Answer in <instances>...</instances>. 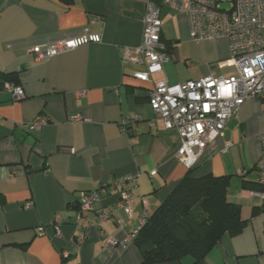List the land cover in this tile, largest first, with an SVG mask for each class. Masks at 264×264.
I'll list each match as a JSON object with an SVG mask.
<instances>
[{
  "label": "crops",
  "instance_id": "1",
  "mask_svg": "<svg viewBox=\"0 0 264 264\" xmlns=\"http://www.w3.org/2000/svg\"><path fill=\"white\" fill-rule=\"evenodd\" d=\"M144 8L145 0H0V79L15 72L14 86L24 92L12 100L0 86V264H141L131 233L188 171L175 156L176 132L164 128L148 103L149 90L161 80L234 73L226 64L227 39L196 44L186 15L161 6L168 60L150 81L136 79L125 51L141 43ZM83 30L101 41L46 59L30 51L45 37ZM84 113L90 121H70ZM39 115L46 123L28 130ZM263 131L264 101L250 98L191 169L194 177L229 176L226 199L245 220L238 234H223L195 264H264V189H252ZM125 176L135 178L133 187L125 185L132 194L129 214L118 205L122 186L116 185L78 219L81 192ZM101 211L110 214L98 222ZM191 262L185 256L159 264Z\"/></svg>",
  "mask_w": 264,
  "mask_h": 264
},
{
  "label": "built area",
  "instance_id": "2",
  "mask_svg": "<svg viewBox=\"0 0 264 264\" xmlns=\"http://www.w3.org/2000/svg\"><path fill=\"white\" fill-rule=\"evenodd\" d=\"M161 6L186 15L191 38L196 44L206 39H227L230 55L226 64L234 69L232 75L214 76L208 73L197 80L175 84L161 80L149 90L148 103L153 113L165 129L176 132L179 143L175 156L189 169L197 163L208 145L223 137L227 122L237 116L245 101L250 98L264 101V0H145L141 43L131 49L130 54L125 51L126 61L136 67L133 76L143 82L150 81L151 75L161 71L162 64L168 60L166 47L160 39ZM100 41L99 34L83 30L75 35L45 37L34 43L30 51L36 59H46ZM3 88L10 92L12 100L24 96L20 86L5 82ZM46 121L44 116L39 115L27 125V129L39 130ZM70 121H90V114H75ZM257 138L261 146V156L256 165L257 181L264 186V131ZM228 145L227 142L225 147ZM134 182V177L125 176L116 179L114 184H101L91 191L81 192L78 219L86 216L107 189L116 185L122 186L118 205L129 214ZM126 184L132 186L125 187ZM31 204L27 202L25 206L29 208ZM109 214V211H101L98 222ZM145 217L146 214L140 217L139 228L144 224ZM53 222L59 223L58 214L54 215ZM118 224L122 225V221ZM137 230L131 233V238ZM109 244L115 245L116 241L109 239ZM63 256H66L65 252Z\"/></svg>",
  "mask_w": 264,
  "mask_h": 264
},
{
  "label": "trees",
  "instance_id": "3",
  "mask_svg": "<svg viewBox=\"0 0 264 264\" xmlns=\"http://www.w3.org/2000/svg\"><path fill=\"white\" fill-rule=\"evenodd\" d=\"M17 79L15 72L5 73L0 86L5 82L17 85ZM192 168L157 208L146 214L144 224L132 238L140 252L141 264L179 261L185 256L191 257V263L195 264L223 234L234 236L242 230L245 220L238 205L226 199L229 176L194 177ZM252 189L261 191L264 186L257 181Z\"/></svg>",
  "mask_w": 264,
  "mask_h": 264
},
{
  "label": "rangeland",
  "instance_id": "4",
  "mask_svg": "<svg viewBox=\"0 0 264 264\" xmlns=\"http://www.w3.org/2000/svg\"><path fill=\"white\" fill-rule=\"evenodd\" d=\"M224 7H227L228 5H223Z\"/></svg>",
  "mask_w": 264,
  "mask_h": 264
}]
</instances>
